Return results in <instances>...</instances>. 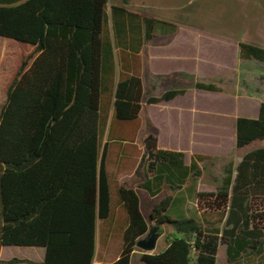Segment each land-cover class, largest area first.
<instances>
[{"label":"trees","instance_id":"obj_1","mask_svg":"<svg viewBox=\"0 0 264 264\" xmlns=\"http://www.w3.org/2000/svg\"><path fill=\"white\" fill-rule=\"evenodd\" d=\"M109 1L0 0V36L27 43L36 53L18 69L0 111V251L4 245L45 248L43 261L7 262L95 264L97 222L111 212L102 152L110 103L105 98L102 106V101L105 93L113 94L104 84L117 75L114 49L130 43L137 50L139 19L147 27L144 39L152 38L153 24L167 25ZM239 46L242 58L264 63V47ZM194 86L222 91L216 82ZM184 92L168 90L146 102L168 101ZM144 94L139 76L120 71L114 118L137 120ZM235 127L236 148L264 140V101L257 117L238 116ZM145 142L140 166H146V178L137 187L149 198L165 188L175 195H166L147 212L135 187H118L128 226L114 264H132L136 251L144 264H217L221 247L225 264H264V147L246 152L236 167L224 166L216 191H199L200 162L211 156L195 154L187 166L184 153L159 149L155 135ZM193 200L194 211L185 206ZM151 222L158 235L162 225L174 227L161 252L137 247Z\"/></svg>","mask_w":264,"mask_h":264},{"label":"crops","instance_id":"obj_2","mask_svg":"<svg viewBox=\"0 0 264 264\" xmlns=\"http://www.w3.org/2000/svg\"><path fill=\"white\" fill-rule=\"evenodd\" d=\"M132 2H135L134 9L130 7ZM191 2L192 0H130V3L125 4L122 0V4H113L124 6L129 12L141 17H149L167 23V25L153 24L152 38L144 39L147 27L143 19H139L138 28L141 40L137 43V50L133 51L132 48L135 46L130 43L127 46L114 49L115 63L119 67V71L117 70L114 81L108 86L104 84V89L113 90V94L105 93L102 101V106L106 104L105 98H109L110 103L108 119L111 120V124L109 126L107 123L105 127L102 152H105V164L111 184V212L104 219L105 225L101 239L106 243L118 242V251L114 262L117 260L122 246L123 231L128 226L126 209L117 196L118 187L122 185L135 187L142 204L148 199L147 192L137 187L146 178V166H140L146 152V137L150 134L155 135L158 139L159 149L184 153V161L187 166L191 165L195 154L213 156L214 154L207 146L202 147L195 144V139L197 141L205 140L206 130L203 126L200 128L203 134L194 133L193 91H204L195 88L196 81L194 82V79L203 82L233 81L235 83L230 94L225 90V87L218 83L222 91L214 93L240 98L244 96L240 86L243 77L247 74L258 73L257 63L259 62L254 59H244L240 55V42L251 44L255 42V39L247 37L250 28L243 26L245 22L243 21L242 24L240 22L241 26L240 24L239 26L235 25L232 33L227 31L217 33L202 23V10L196 12L189 8ZM248 24H253L250 19L245 25ZM170 25L175 26L176 30H173ZM254 38L257 37L254 36ZM120 71L124 75L136 74L139 76L145 92L138 119L126 123L116 120L113 116L114 90L119 80ZM172 89L185 90V92L168 101L151 104L146 102L147 97L160 96ZM253 96L246 95V97ZM231 98L228 104L224 102L222 107L213 111L225 118L221 122L223 141L221 145L231 146L232 151L236 147L235 120L240 115L230 113ZM260 104L261 101L257 105L260 107ZM206 141L208 139L204 141L207 144ZM236 166L234 163V167ZM138 169L139 172H137ZM187 185L188 183L185 186ZM198 190L213 191L201 190L199 185ZM160 194L175 195L171 189L167 188L163 189ZM189 203L191 204L189 201L185 206H189ZM150 225L154 226L155 223L151 222ZM162 230L156 247L162 237H167L166 243L162 249L156 250L155 248L153 252L163 251L168 246V236L175 233V230L172 228L168 230L165 225H162ZM220 252L221 249L218 258ZM136 253L140 254L141 252L136 251L134 255ZM106 255L104 252L100 253L97 248L95 264H113V261H110ZM223 255L225 258L223 264H225V250H223Z\"/></svg>","mask_w":264,"mask_h":264},{"label":"rangeland","instance_id":"obj_3","mask_svg":"<svg viewBox=\"0 0 264 264\" xmlns=\"http://www.w3.org/2000/svg\"><path fill=\"white\" fill-rule=\"evenodd\" d=\"M130 3V0H128ZM122 4V0H110L109 4ZM131 9L135 8V2H132ZM189 8L198 12L202 10L203 24L208 25L209 29L215 30L217 33H232L233 27L239 26L243 21H252V25L248 26L247 37L249 39H255L252 44L264 47V0H192ZM110 11V8H109ZM252 15V18H250ZM240 24V26H241ZM245 29V28H244ZM257 33L255 34V32ZM105 32H103L104 35ZM256 36L257 38H254ZM260 43V44H259ZM34 53V47L24 43L22 41L12 39L9 37L0 36V111L5 103L7 90L10 83L15 77L18 69L24 61H29V56ZM244 63V61H243ZM246 64L249 62H245ZM254 64V63H253ZM258 64V73L255 75L247 74L240 82L241 93L243 97H229L222 93L206 92V91H193V118H194V133L203 134L200 130L204 126L206 130L204 136L205 140L208 139L207 144L204 141H197L196 145L207 146L210 152L214 154L210 159H206L200 162V166L203 170V175L200 178L199 188L201 190H213L216 191L217 187L221 184L224 175V166L229 163H235L237 165L239 159L242 156L255 148L264 147V140H256L251 144L243 147H234L231 151V146L224 147L221 145L222 141V124L225 119L223 116L213 111L218 107H222V104L229 103V99H232V107L230 113L238 114L246 117H257L259 102L264 101V63ZM119 71V67H117ZM262 74V75H261ZM197 81L196 78L194 82ZM193 82V83H194ZM216 83L225 87V90L230 94L233 90L234 83L217 81ZM250 95L253 97H246ZM224 107V106H223ZM110 117V116H109ZM126 123V122H125ZM111 120L108 119V125L110 126ZM138 174V173H137ZM147 196V212L150 208L154 207L160 202L165 194H160L157 198H149ZM189 208L194 211L197 209V201H191ZM105 220L98 219L97 222V248L99 252L107 254L110 261H113L117 256L118 242H103L101 239ZM168 230L174 227L172 225H165ZM167 237H162L156 247V250L165 245ZM224 247H221L220 256L218 258V264H223L225 258L223 255ZM120 252V251H119ZM119 255V254H118ZM12 258L31 259L34 261H43L45 258V248L40 246H24V245H4L0 251V260L6 261L1 264H29V263H10L7 260ZM132 264H142L140 261V254L136 253L132 258ZM144 264V263H143Z\"/></svg>","mask_w":264,"mask_h":264},{"label":"water","instance_id":"obj_4","mask_svg":"<svg viewBox=\"0 0 264 264\" xmlns=\"http://www.w3.org/2000/svg\"><path fill=\"white\" fill-rule=\"evenodd\" d=\"M159 235L155 233V229L151 226L148 235L137 241V247L146 252H152L156 248Z\"/></svg>","mask_w":264,"mask_h":264}]
</instances>
